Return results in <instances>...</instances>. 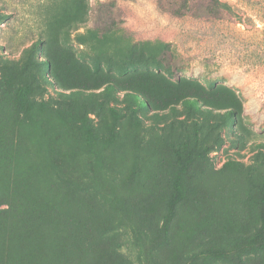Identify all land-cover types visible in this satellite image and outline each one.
Returning <instances> with one entry per match:
<instances>
[{"label":"rangeland","instance_id":"1","mask_svg":"<svg viewBox=\"0 0 264 264\" xmlns=\"http://www.w3.org/2000/svg\"><path fill=\"white\" fill-rule=\"evenodd\" d=\"M219 1L231 18L209 15L208 0H0V264H105L116 257V245L131 257L127 236L111 231L113 210L93 189L60 185L45 165L47 147L77 171L87 129L103 144L106 167L124 172L113 179L143 204L168 198L167 167L202 159L208 185L200 183L192 205L206 222L196 239L217 229L241 231L255 243L264 227V204L253 186L264 181V0ZM91 31L104 37L93 39ZM107 85L115 90L108 94ZM132 85L156 104L135 90L128 95ZM222 86L237 99L238 121L226 126L206 112L190 114L182 102L200 96L203 107L222 114L234 104L222 102L231 97ZM109 106L124 116L115 120ZM217 132L226 143L198 157V147L216 141ZM159 167L164 184L157 187ZM138 168L146 176L142 185L133 176ZM221 179L233 185L231 195ZM211 198L225 205L223 215L209 209ZM62 209L69 216L65 231L55 216ZM38 216L48 217L53 234L36 235Z\"/></svg>","mask_w":264,"mask_h":264},{"label":"trees","instance_id":"2","mask_svg":"<svg viewBox=\"0 0 264 264\" xmlns=\"http://www.w3.org/2000/svg\"><path fill=\"white\" fill-rule=\"evenodd\" d=\"M208 13L212 16L221 18H231L230 10L221 4L219 0H208ZM187 6V5H185ZM0 13V17H2ZM90 37L103 38L98 36L96 31H91ZM81 43H85L88 39L86 36H79ZM34 46L33 48H35ZM218 87V86H216ZM229 95L221 98L224 103L231 104L222 114L215 112L212 108L203 107L200 104V96L193 98L191 96L183 99L190 114L195 111L206 112L212 118L218 119L217 125L230 124L232 120L238 121L236 114L235 102H237L235 92L225 86ZM107 93L115 90L113 85L106 86ZM128 95L133 97V91L143 93L152 105L156 102L149 98V93L141 87H128ZM134 101L141 107V102L137 96ZM146 100V101H147ZM204 108V109H203ZM40 109H47L44 103L40 104ZM110 114L116 120L124 116L116 107H108ZM61 112V109H60ZM187 125L186 123L183 124ZM201 123L194 121L192 126L199 127ZM212 129H216L213 127ZM211 129L208 128L207 133L210 134ZM64 139H68L67 133L64 132ZM100 142L93 130L87 129L84 144L86 146L83 151L86 156L82 159L81 165L77 166V171L72 168L67 160L56 157L46 147V159L44 160L46 167L60 185H66L71 190H88L93 189L97 198L115 214L114 221L111 224V231L118 234L123 232L128 238V245L131 257L125 258L120 251L121 245H116L113 253L116 254L114 260L109 259L105 264H262L264 261V227L256 230L257 238L255 243L248 244L245 234L237 231L236 234H222L219 230L214 229L210 235L200 236L196 239V233L205 224L206 217L199 218L192 202L194 200L193 192L197 188H201L200 183L208 185V178H203L204 172L199 165H195L192 160L186 158L180 159L178 164L170 165L167 171L171 177V191L168 198H156L149 204H143L141 200L132 199L127 191L128 188L121 187L113 179L124 175L119 169L108 168L103 163L102 148L103 144L98 143L91 146L92 141ZM216 141L198 147V157H203L204 152L213 150L216 144H225L226 137L221 132H217ZM94 148V153H89V149ZM181 155V154H180ZM186 155V154H185ZM182 156V155H181ZM191 156V155H190ZM185 157V156H184ZM191 158V157H190ZM234 160L227 161L225 166L228 172L233 166ZM135 166V165H134ZM147 168V165H146ZM143 168L135 170L133 176L138 178L139 184L142 185L146 181ZM142 174V175H141ZM164 174L161 167L156 169L154 179L156 186L163 185L162 178ZM116 176V177H115ZM230 176H228V179ZM139 185V186H140ZM253 186L260 192V202L264 204V181H254ZM220 187L225 188L229 195L232 194L233 185L229 180L220 181ZM50 200L56 199V196L50 191ZM34 210L39 207V197L36 192L32 199ZM209 209H214L217 215L221 216L227 210L225 205L217 202V199H210ZM57 223L65 231L64 225L68 224V214L62 209L55 213ZM37 218H40L39 216ZM36 235L44 237L54 232L52 225L46 216L36 220L33 224ZM39 230V231H37ZM223 231V230H222ZM225 232V231H224ZM85 233H81L82 237ZM106 232L102 230L98 237H105ZM194 236V240H193ZM86 241L91 242L93 236L85 234L83 237ZM187 239V243L184 240ZM17 245V243H16ZM252 255V256H251ZM251 256V257H250Z\"/></svg>","mask_w":264,"mask_h":264}]
</instances>
